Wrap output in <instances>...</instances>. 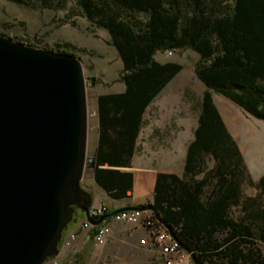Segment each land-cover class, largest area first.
I'll return each mask as SVG.
<instances>
[{"label": "trees", "instance_id": "1", "mask_svg": "<svg viewBox=\"0 0 264 264\" xmlns=\"http://www.w3.org/2000/svg\"><path fill=\"white\" fill-rule=\"evenodd\" d=\"M80 6L109 33L125 86L97 98L98 143L88 163L96 184L112 200L128 197L134 174L124 169L136 155L144 114L183 70L155 55L190 49L205 91L183 175L159 172L152 202L138 207H153L197 264H264V201L243 190L250 184L264 194V176L253 181L214 102L221 95L264 121V0H81ZM95 236L93 228L90 240Z\"/></svg>", "mask_w": 264, "mask_h": 264}, {"label": "water", "instance_id": "2", "mask_svg": "<svg viewBox=\"0 0 264 264\" xmlns=\"http://www.w3.org/2000/svg\"><path fill=\"white\" fill-rule=\"evenodd\" d=\"M88 139L80 60L0 35V264L60 257L77 211L93 228L121 212H155L142 206L90 216L92 194L82 186Z\"/></svg>", "mask_w": 264, "mask_h": 264}, {"label": "rangeland", "instance_id": "3", "mask_svg": "<svg viewBox=\"0 0 264 264\" xmlns=\"http://www.w3.org/2000/svg\"><path fill=\"white\" fill-rule=\"evenodd\" d=\"M80 2L0 0V35L37 49L73 54L80 60L86 79L89 110V158L92 156V138L97 134V98L120 93L125 86L122 81L123 64L109 33L84 16ZM138 18L144 19L142 15ZM155 59L160 63L180 64L183 70L147 108L133 169L135 174L149 169L172 170L182 176L190 131L197 125L205 91L195 73L199 57L185 48L157 52ZM91 79L95 80L93 84ZM214 102L243 155L249 174L257 183L264 176V121L252 117L221 95L214 94ZM207 163L212 165L210 160ZM92 173L87 163L82 186L88 187ZM243 190L246 196L262 195L264 201V194L256 186L246 184ZM150 202L142 203L147 205ZM80 214V211L76 212V222ZM76 222L68 225L63 240ZM259 248L264 255V244L260 243ZM83 260L82 253L76 254L72 247L58 264H79ZM184 264H194L193 259L189 258Z\"/></svg>", "mask_w": 264, "mask_h": 264}, {"label": "crops", "instance_id": "4", "mask_svg": "<svg viewBox=\"0 0 264 264\" xmlns=\"http://www.w3.org/2000/svg\"><path fill=\"white\" fill-rule=\"evenodd\" d=\"M164 90L157 98L165 92ZM196 128L197 125L190 131V142L194 138ZM97 143L98 131L96 137L92 138V155L96 151ZM135 162L136 155L132 159L131 167L124 169L125 171L134 174V183L132 191L129 192L128 197L123 200L116 201L110 199L106 192L96 184L92 173V179L89 182L88 187L86 188L83 185V188L92 194L91 209L104 207L107 209V214L110 215L116 210L122 208L138 207L143 205L142 202H152L157 174L159 172H166L179 175L176 171L172 170L153 171L149 169L142 170L139 174H135L133 169ZM95 193L96 195H94ZM78 218L79 220L71 228L69 234L75 231L78 232L72 247L76 254L82 253L84 256L83 262L79 264H164L159 249L152 244L149 235L145 230L134 228L125 223L116 222L112 217H109L104 221L103 225L111 228L110 234L107 242L103 246H99L95 241L89 240V233L92 232L93 228L90 230L78 228L86 221L85 216L80 214ZM76 240H78V242H76ZM88 241L91 242L88 243ZM142 241H144V244H141Z\"/></svg>", "mask_w": 264, "mask_h": 264}, {"label": "built area", "instance_id": "5", "mask_svg": "<svg viewBox=\"0 0 264 264\" xmlns=\"http://www.w3.org/2000/svg\"><path fill=\"white\" fill-rule=\"evenodd\" d=\"M89 161L90 157L87 163H89ZM105 214H107V209L104 207L90 209V216L95 220H98V218ZM112 218L116 222L125 223L134 228L145 230L152 244L159 249L164 264H184L189 258H192L190 254L182 250L179 243L175 240L174 235L157 220L152 211H126L118 213ZM103 223L95 228V242L99 246H103L107 242L111 231V228L104 226ZM78 228L90 230L93 227L85 221ZM76 233L77 231L70 233L66 239L62 241L60 257L50 258L44 264H58L59 260L64 258L71 250L77 236ZM141 244H144V241H142Z\"/></svg>", "mask_w": 264, "mask_h": 264}]
</instances>
